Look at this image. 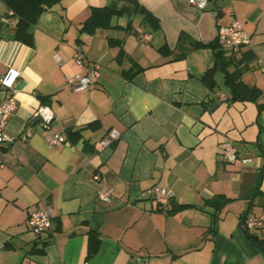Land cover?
<instances>
[{
  "label": "crops",
  "instance_id": "1",
  "mask_svg": "<svg viewBox=\"0 0 264 264\" xmlns=\"http://www.w3.org/2000/svg\"><path fill=\"white\" fill-rule=\"evenodd\" d=\"M8 11L0 0V73L18 72L5 127L12 140L0 143V264H264L247 236L264 239V229L240 226L264 213V0H207L203 9L188 0H60L37 18L32 45L12 38ZM91 16L95 26L84 27ZM233 18L250 37L242 78L260 88L256 101L232 100L215 63L218 26ZM89 63L98 65L95 85L70 88L65 76ZM6 92L0 84V103ZM39 106L65 144L48 147L42 121L31 125ZM111 130L119 136L103 146ZM226 138L232 162L218 157ZM152 186L172 191L167 205L147 193ZM45 204L52 228L36 234L28 211ZM91 240L98 246L88 255Z\"/></svg>",
  "mask_w": 264,
  "mask_h": 264
},
{
  "label": "built area",
  "instance_id": "2",
  "mask_svg": "<svg viewBox=\"0 0 264 264\" xmlns=\"http://www.w3.org/2000/svg\"><path fill=\"white\" fill-rule=\"evenodd\" d=\"M188 2L196 7L203 9L207 0H188ZM216 42L223 48H237L239 46L250 45V37L245 32L242 24L237 19L233 18L229 23L218 26ZM74 62L77 65H84V55L76 51L73 54ZM57 61L60 63L61 60L58 58ZM90 67L87 72H74L65 76L66 82L70 88L82 89L92 88L96 82V71L98 68L97 64L89 63ZM18 76V72H7L0 73V84L6 89V95L0 103V143L5 141H11L12 138L5 132V127L12 113L17 107V99L15 95V81ZM35 116L40 117L41 121L46 128L44 136L48 147L60 146L67 142V138L63 133L51 131L49 129L50 124L53 120V113L47 106H39L35 111ZM119 136L118 131L111 130L102 140L103 146H109ZM218 157L225 162H232L236 159V148L230 138L224 139L220 143V149ZM3 161L0 157V166ZM94 179H100L98 173L94 174ZM147 193L152 196L160 206L164 207L169 203L172 198V191L162 186H152L147 190ZM98 197L104 201L110 199V194L107 190H100ZM27 223L31 231L36 234H41L45 231H49L52 228V207L49 204L43 205V207L28 211ZM241 228L246 231H254L256 229H264V213L258 215H245L240 221ZM3 244L0 243V248Z\"/></svg>",
  "mask_w": 264,
  "mask_h": 264
},
{
  "label": "trees",
  "instance_id": "3",
  "mask_svg": "<svg viewBox=\"0 0 264 264\" xmlns=\"http://www.w3.org/2000/svg\"><path fill=\"white\" fill-rule=\"evenodd\" d=\"M60 0H4L8 7L7 17H14V32L12 38L19 40L27 45H32L34 40V25L39 15L52 7L53 4ZM138 10L144 13V17L149 19L155 26L158 25L157 19L143 7ZM98 16H91L84 24V27L93 28ZM198 44H196L197 46ZM214 49L215 63L224 66V82L230 88L232 100H250L256 101L261 95V90L255 84L247 83L243 80L242 75L249 67L250 60L254 55L250 50L242 49L244 46L237 48H223L217 42L211 44ZM222 60V61H221ZM206 84L213 87V78L207 72L204 75ZM261 108V106H260ZM227 199L219 202V206L223 205ZM91 236V235H90ZM248 238L259 248L264 250V239H260L257 235L247 233ZM98 246L97 241H90L88 255H92Z\"/></svg>",
  "mask_w": 264,
  "mask_h": 264
},
{
  "label": "water",
  "instance_id": "4",
  "mask_svg": "<svg viewBox=\"0 0 264 264\" xmlns=\"http://www.w3.org/2000/svg\"><path fill=\"white\" fill-rule=\"evenodd\" d=\"M39 121H41V118H40V117H36V118L32 121L31 125H34L35 123H37V122H39Z\"/></svg>",
  "mask_w": 264,
  "mask_h": 264
},
{
  "label": "rangeland",
  "instance_id": "5",
  "mask_svg": "<svg viewBox=\"0 0 264 264\" xmlns=\"http://www.w3.org/2000/svg\"><path fill=\"white\" fill-rule=\"evenodd\" d=\"M258 233H264V232H262V231L258 230Z\"/></svg>",
  "mask_w": 264,
  "mask_h": 264
}]
</instances>
